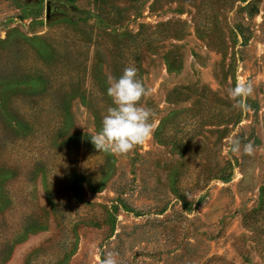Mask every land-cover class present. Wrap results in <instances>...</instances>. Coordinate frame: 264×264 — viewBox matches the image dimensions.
Wrapping results in <instances>:
<instances>
[{"label":"rangeland","instance_id":"374dc122","mask_svg":"<svg viewBox=\"0 0 264 264\" xmlns=\"http://www.w3.org/2000/svg\"><path fill=\"white\" fill-rule=\"evenodd\" d=\"M128 66L153 135L97 152L109 78ZM232 136L253 154L227 152ZM108 251L264 264V0H0V264Z\"/></svg>","mask_w":264,"mask_h":264},{"label":"clouds","instance_id":"9594fccd","mask_svg":"<svg viewBox=\"0 0 264 264\" xmlns=\"http://www.w3.org/2000/svg\"><path fill=\"white\" fill-rule=\"evenodd\" d=\"M147 94L142 81L137 77L134 66L126 67L119 77H110L107 95L112 104L106 109L100 130L90 138L94 149L111 155H126L134 147L143 145L153 135L151 118L152 110L140 105L141 98ZM253 94L250 81H239L230 90V96L236 100V107L247 110L245 99ZM251 156L254 151L252 142L243 143L239 136L228 139L229 153H239ZM114 251L103 254L100 264H118Z\"/></svg>","mask_w":264,"mask_h":264},{"label":"water","instance_id":"95a60500","mask_svg":"<svg viewBox=\"0 0 264 264\" xmlns=\"http://www.w3.org/2000/svg\"><path fill=\"white\" fill-rule=\"evenodd\" d=\"M45 11H46V17H49V15H50V4L49 3H46V9H45Z\"/></svg>","mask_w":264,"mask_h":264},{"label":"flooded vegetation","instance_id":"af4514ba","mask_svg":"<svg viewBox=\"0 0 264 264\" xmlns=\"http://www.w3.org/2000/svg\"><path fill=\"white\" fill-rule=\"evenodd\" d=\"M51 10V9H50Z\"/></svg>","mask_w":264,"mask_h":264}]
</instances>
